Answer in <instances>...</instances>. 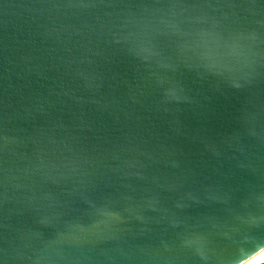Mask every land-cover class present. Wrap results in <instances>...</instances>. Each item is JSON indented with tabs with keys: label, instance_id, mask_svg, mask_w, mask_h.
Instances as JSON below:
<instances>
[{
	"label": "water",
	"instance_id": "1",
	"mask_svg": "<svg viewBox=\"0 0 264 264\" xmlns=\"http://www.w3.org/2000/svg\"><path fill=\"white\" fill-rule=\"evenodd\" d=\"M259 245L264 0H0V264Z\"/></svg>",
	"mask_w": 264,
	"mask_h": 264
},
{
	"label": "snow or ice",
	"instance_id": "2",
	"mask_svg": "<svg viewBox=\"0 0 264 264\" xmlns=\"http://www.w3.org/2000/svg\"><path fill=\"white\" fill-rule=\"evenodd\" d=\"M258 249H264V245H259L254 252H256ZM252 253L253 252H251L250 254H247L245 258L240 260L242 264H264V251H261L259 261L248 258L249 256H251Z\"/></svg>",
	"mask_w": 264,
	"mask_h": 264
},
{
	"label": "bare ground",
	"instance_id": "3",
	"mask_svg": "<svg viewBox=\"0 0 264 264\" xmlns=\"http://www.w3.org/2000/svg\"><path fill=\"white\" fill-rule=\"evenodd\" d=\"M261 251H264V249H262ZM261 251H259L258 253H256L254 256H252L251 258L249 259H254V260H257L259 261L260 259V254H261Z\"/></svg>",
	"mask_w": 264,
	"mask_h": 264
}]
</instances>
